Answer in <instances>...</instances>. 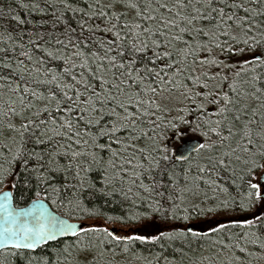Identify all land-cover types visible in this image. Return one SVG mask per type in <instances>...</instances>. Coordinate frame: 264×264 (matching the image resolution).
<instances>
[{"label":"snow or ice","instance_id":"snow-or-ice-1","mask_svg":"<svg viewBox=\"0 0 264 264\" xmlns=\"http://www.w3.org/2000/svg\"><path fill=\"white\" fill-rule=\"evenodd\" d=\"M0 264H264V0L0 7Z\"/></svg>","mask_w":264,"mask_h":264},{"label":"trees","instance_id":"trees-1","mask_svg":"<svg viewBox=\"0 0 264 264\" xmlns=\"http://www.w3.org/2000/svg\"><path fill=\"white\" fill-rule=\"evenodd\" d=\"M8 3H9V0H0V7H6ZM13 6H15V5H13ZM189 138H194L191 133H189V135L187 137L181 136V137L175 139L174 141H172L170 143V149H174L178 144L183 142L185 139H189ZM19 206L24 207L26 205L22 201H20ZM53 209L56 212H58L59 214H62L64 211L63 209H60V210H57L56 208H53Z\"/></svg>","mask_w":264,"mask_h":264},{"label":"water","instance_id":"water-1","mask_svg":"<svg viewBox=\"0 0 264 264\" xmlns=\"http://www.w3.org/2000/svg\"><path fill=\"white\" fill-rule=\"evenodd\" d=\"M192 139H194V138H192ZM181 144H182V142H181L180 144H178L174 149L179 148ZM52 211H53L55 214L60 215V214H59L58 212H56L53 208H52Z\"/></svg>","mask_w":264,"mask_h":264}]
</instances>
